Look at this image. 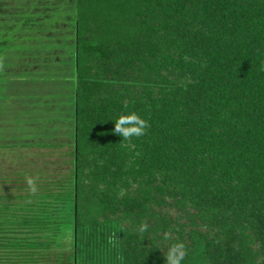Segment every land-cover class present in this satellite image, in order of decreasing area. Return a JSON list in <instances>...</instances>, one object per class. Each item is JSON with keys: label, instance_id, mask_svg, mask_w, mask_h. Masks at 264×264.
I'll list each match as a JSON object with an SVG mask.
<instances>
[{"label": "trees", "instance_id": "1", "mask_svg": "<svg viewBox=\"0 0 264 264\" xmlns=\"http://www.w3.org/2000/svg\"><path fill=\"white\" fill-rule=\"evenodd\" d=\"M10 1L0 150L68 158L0 181V264H264V0Z\"/></svg>", "mask_w": 264, "mask_h": 264}, {"label": "rangeland", "instance_id": "2", "mask_svg": "<svg viewBox=\"0 0 264 264\" xmlns=\"http://www.w3.org/2000/svg\"><path fill=\"white\" fill-rule=\"evenodd\" d=\"M21 1L22 0H11L10 2H15V4L20 7ZM66 150V148H21L20 153L22 152L23 158L17 154L19 152L13 151V154H10L11 151L9 150H0V170L3 169L0 172V181L4 184L2 185L4 187L3 189L11 187L13 191L19 193L18 187H24L26 185L33 188L30 181H20L18 178L19 172L24 169L27 170V167H29L28 170L46 169V174L49 176L57 174L65 175V168L67 169V166L64 163L68 158L64 155ZM4 170L8 172L4 174ZM30 190L31 189L25 188L21 192L26 193Z\"/></svg>", "mask_w": 264, "mask_h": 264}, {"label": "clouds", "instance_id": "3", "mask_svg": "<svg viewBox=\"0 0 264 264\" xmlns=\"http://www.w3.org/2000/svg\"><path fill=\"white\" fill-rule=\"evenodd\" d=\"M112 121L115 124L113 131L120 135L123 141L143 135L149 126L148 121L136 112L121 113ZM165 239L170 237L165 236ZM164 254L166 264H183L188 255V248L185 242L178 240L172 243Z\"/></svg>", "mask_w": 264, "mask_h": 264}]
</instances>
